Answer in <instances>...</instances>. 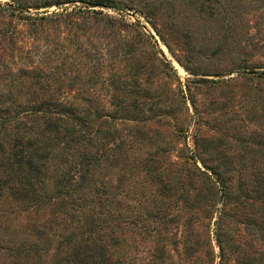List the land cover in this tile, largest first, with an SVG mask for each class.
Here are the masks:
<instances>
[{"label":"rangeland","instance_id":"rangeland-1","mask_svg":"<svg viewBox=\"0 0 264 264\" xmlns=\"http://www.w3.org/2000/svg\"><path fill=\"white\" fill-rule=\"evenodd\" d=\"M57 1L0 0V105H89L101 140L123 146L96 175L109 205L1 202L0 264L20 241L51 264L65 234L87 230L132 264L160 251L162 264H215V208L225 264H264V198L249 191L264 184V0Z\"/></svg>","mask_w":264,"mask_h":264},{"label":"trees","instance_id":"trees-1","mask_svg":"<svg viewBox=\"0 0 264 264\" xmlns=\"http://www.w3.org/2000/svg\"><path fill=\"white\" fill-rule=\"evenodd\" d=\"M68 1L74 0H59L56 4ZM92 1L98 6L107 5L105 0ZM102 117L101 112L89 105L84 108L49 102L0 105V203L9 200L34 210L57 203L58 208L67 212L82 213L93 210L92 203L96 200L101 205H109L111 192L108 189L103 192V200L95 198L103 187L96 175L101 168L110 166L109 155L123 143L113 146L108 140H101L108 138L105 132H98ZM210 172L213 175L209 177L213 178L211 183L213 181L222 197L227 199L225 173ZM249 191L253 192L254 200L264 198V184L253 185ZM214 210L217 211L214 237L219 249L215 264H225L227 245L220 240L219 234L225 214L217 208ZM103 219L105 221L107 215H103ZM86 223L90 229L97 226L94 220ZM38 231L36 235L42 236L43 230ZM92 232L85 231L79 241H75L72 234H65L63 244L59 243L61 255L55 252L59 246L54 248L51 256L56 259L51 264H132L113 257L107 247L97 244ZM11 250L14 262L9 264L46 262L47 248L37 242L20 241ZM188 253L186 248L183 254ZM149 256L152 264H162L164 251L149 253Z\"/></svg>","mask_w":264,"mask_h":264}]
</instances>
